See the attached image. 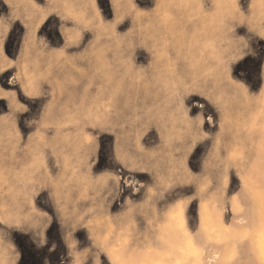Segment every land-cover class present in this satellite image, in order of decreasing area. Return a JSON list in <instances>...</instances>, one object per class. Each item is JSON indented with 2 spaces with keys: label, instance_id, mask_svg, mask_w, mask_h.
<instances>
[{
  "label": "rangeland",
  "instance_id": "374dc122",
  "mask_svg": "<svg viewBox=\"0 0 264 264\" xmlns=\"http://www.w3.org/2000/svg\"><path fill=\"white\" fill-rule=\"evenodd\" d=\"M262 227L264 0H0V264H257Z\"/></svg>",
  "mask_w": 264,
  "mask_h": 264
},
{
  "label": "crops",
  "instance_id": "0c3cea01",
  "mask_svg": "<svg viewBox=\"0 0 264 264\" xmlns=\"http://www.w3.org/2000/svg\"><path fill=\"white\" fill-rule=\"evenodd\" d=\"M186 260L184 262V264H233V262H223L222 263H215L212 258H209V260L207 259V256H195V255H188L186 256ZM239 264H243V258L238 259ZM257 264H260L257 263Z\"/></svg>",
  "mask_w": 264,
  "mask_h": 264
},
{
  "label": "clouds",
  "instance_id": "9594fccd",
  "mask_svg": "<svg viewBox=\"0 0 264 264\" xmlns=\"http://www.w3.org/2000/svg\"><path fill=\"white\" fill-rule=\"evenodd\" d=\"M253 242L257 252L260 264H264V227L254 236ZM234 254V253H233Z\"/></svg>",
  "mask_w": 264,
  "mask_h": 264
},
{
  "label": "bare ground",
  "instance_id": "6f19581e",
  "mask_svg": "<svg viewBox=\"0 0 264 264\" xmlns=\"http://www.w3.org/2000/svg\"><path fill=\"white\" fill-rule=\"evenodd\" d=\"M188 242H189V241H188ZM191 248H192V247H191ZM193 251H194V250H193ZM189 253H190V252H189ZM189 253H188V254H189ZM192 254H193V253H192ZM245 258H246V257H245ZM239 259H240V258H239Z\"/></svg>",
  "mask_w": 264,
  "mask_h": 264
}]
</instances>
